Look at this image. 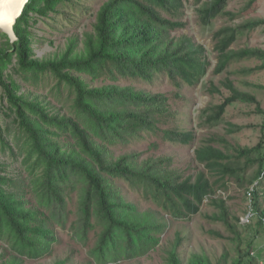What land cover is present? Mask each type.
Returning <instances> with one entry per match:
<instances>
[{"label":"trees","instance_id":"1","mask_svg":"<svg viewBox=\"0 0 264 264\" xmlns=\"http://www.w3.org/2000/svg\"><path fill=\"white\" fill-rule=\"evenodd\" d=\"M72 1L30 0L15 25L18 40L14 43L0 30V93L8 104L6 117L11 120L6 129L0 124V153L8 154L23 169L18 179L7 173L6 162H0V243L5 244L0 264L51 257L60 243L58 227H68L87 245L94 235L89 250L93 263L88 264L133 261L161 245L168 228L165 213L191 218L201 213L206 201L217 212L210 220L224 224L231 234L218 237L234 242V254L226 252L217 263L206 254H193L185 260L179 252L182 238L178 237L167 264H255L254 240H244L237 230L241 217L231 222L227 202L218 192L227 191L229 181L240 187L257 184L251 196L257 225L264 227V207L257 192L264 190L261 102L230 79L222 83L230 96L204 112L205 123L215 126L225 122L231 106L255 105L257 115L263 117L261 139L257 145L242 148L226 136L213 134L195 150L203 170L188 178L172 169L170 158L141 160L136 152L119 155L117 151L131 141L159 131L171 142L192 144L193 132L174 125L170 98L154 88L167 80L180 89L196 87L207 76L211 63L202 45L175 36L184 28L175 19L185 9V0H109L98 12L94 32L88 34L82 49L71 42L54 58L38 57L35 45L44 39L34 35L31 22H38V14L40 18L48 13L65 15L69 8L75 9L66 7ZM194 1L206 26L220 16L237 17L227 11L229 0ZM255 1L242 13H255ZM261 23L244 22L215 33L219 52L216 74L243 62L256 64L242 67L243 77L264 72V49H231L240 36ZM49 77L57 84L51 92L53 98L42 92ZM211 92L222 95L217 87ZM227 125V134L232 136L244 129ZM8 134H13L11 139ZM126 189L144 200L151 198L161 213L130 201ZM252 221L243 229H249Z\"/></svg>","mask_w":264,"mask_h":264},{"label":"rangeland","instance_id":"2","mask_svg":"<svg viewBox=\"0 0 264 264\" xmlns=\"http://www.w3.org/2000/svg\"><path fill=\"white\" fill-rule=\"evenodd\" d=\"M109 0H73L67 3L66 7L73 6L75 9L69 8L65 15L50 14L42 17L38 14V22L34 25V35L44 39L42 44H36L35 50L40 58H54L64 53L71 42H76L77 48L82 49L88 34L94 32L97 21V15L101 7ZM253 0H229L227 11L237 14V17L231 19L229 16H220L210 25H204L199 19V5L194 0H185V9L175 20L184 24V28L178 29L175 36H184L191 38L197 44L202 45L206 49V56L211 63L207 76L196 87L185 85L178 88L168 80L163 84H157L154 88L156 92H162L170 98L171 110L175 114L176 127L184 131H192L195 140L193 143L181 144L179 142H171L166 140L163 131H159L155 135H147L139 141H131L124 150L117 151L119 155L123 152L140 155L141 160L153 157L170 158L172 161V169L182 171L188 178L191 175L199 173L203 167L197 162L195 150L201 142L213 134L226 136L233 144L239 146H254L261 139V125L263 117L257 115L255 105H234L229 107L225 122L211 126L206 122L205 111L215 105H219L223 100L230 96V92L222 87V83L230 79L234 82L235 87L242 91L254 94L261 102L264 108V90H260L259 86H264V72L253 75L251 77H243L240 70L242 67H253L255 63L243 62L242 64H232L222 74H216L215 70L219 63V52L216 50L217 42L214 39L216 32L226 27H237L244 22L262 21L261 25L250 33L240 36L238 41L231 46L232 50L243 48H261L264 49V0H256L254 6L257 10H243ZM65 7V8H66ZM62 10V7H57ZM62 12V11H61ZM54 17V20L51 19ZM66 18V19H65ZM65 19V20H64ZM55 78L49 77L43 83L42 92L51 94L56 86ZM220 88L222 95L212 93L214 88ZM29 87L28 90H32ZM39 92V91H38ZM40 92V93H42ZM61 106L60 102L56 103ZM8 104L2 98L0 93V124L3 128L9 125L11 120L6 117ZM229 123L243 126L244 129L238 135H228ZM164 128V126H162ZM167 128V125L165 126ZM13 136V134H11ZM11 135L8 134L11 139ZM8 155V154H7ZM0 153V162L7 163V173L21 179L23 169L20 163ZM20 162V161H19ZM120 185L124 186V182L120 181ZM253 186L240 187L233 181L228 182L227 191H219L218 196L227 202L230 211V220L235 222L234 217L242 218L249 206L250 192L255 188ZM128 199L135 200L141 208L153 209L161 213L162 209L156 206L150 199L144 200L139 193H135L131 189H126ZM259 203L264 207V190L257 191ZM252 197V196H251ZM253 200V199H252ZM254 206V203H253ZM216 209L211 207L206 201L201 213L191 218L173 217L171 214L165 213V220L168 225L165 233L162 235L161 245L147 256L138 258L133 261H123L117 264H167L169 253L175 249L178 237L182 238L179 252L187 260L193 254H206L214 263L220 261L226 252L233 255L234 242L228 239L218 237L229 236L222 223H215L210 220L216 214ZM258 216L252 221L253 224L249 229H243V225L238 224V231L242 233L244 240H254L255 264H264V227H258ZM60 237V243L55 246L54 254L46 257L42 261H32L24 258L23 264H57L64 261L66 264H88L93 263L89 250L93 246V237L88 245L73 236L68 229L57 228ZM5 244L0 243V252H3ZM231 258V257H230ZM234 258V257H233ZM116 264V263H108Z\"/></svg>","mask_w":264,"mask_h":264},{"label":"water","instance_id":"3","mask_svg":"<svg viewBox=\"0 0 264 264\" xmlns=\"http://www.w3.org/2000/svg\"><path fill=\"white\" fill-rule=\"evenodd\" d=\"M29 2L30 0H0V30L9 36L11 43L18 40L15 25Z\"/></svg>","mask_w":264,"mask_h":264},{"label":"built area","instance_id":"4","mask_svg":"<svg viewBox=\"0 0 264 264\" xmlns=\"http://www.w3.org/2000/svg\"><path fill=\"white\" fill-rule=\"evenodd\" d=\"M254 189H252L253 191ZM251 191V192H252ZM251 192H250V200H249V206L246 210V213L244 214V216L241 218V224L242 225H248L251 223V221L256 218L257 216V213L253 207V200H252V197H251Z\"/></svg>","mask_w":264,"mask_h":264},{"label":"snow or ice","instance_id":"5","mask_svg":"<svg viewBox=\"0 0 264 264\" xmlns=\"http://www.w3.org/2000/svg\"><path fill=\"white\" fill-rule=\"evenodd\" d=\"M5 26H7V24H5Z\"/></svg>","mask_w":264,"mask_h":264}]
</instances>
